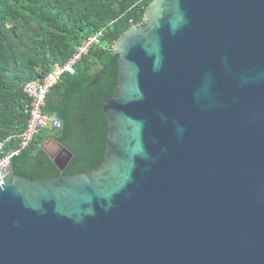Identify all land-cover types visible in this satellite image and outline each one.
Here are the masks:
<instances>
[{"label": "water", "instance_id": "obj_1", "mask_svg": "<svg viewBox=\"0 0 264 264\" xmlns=\"http://www.w3.org/2000/svg\"><path fill=\"white\" fill-rule=\"evenodd\" d=\"M111 52L102 163L0 164V264H264V0H152Z\"/></svg>", "mask_w": 264, "mask_h": 264}, {"label": "trees", "instance_id": "obj_2", "mask_svg": "<svg viewBox=\"0 0 264 264\" xmlns=\"http://www.w3.org/2000/svg\"><path fill=\"white\" fill-rule=\"evenodd\" d=\"M152 0H0V143L25 128L29 99L23 86L42 80L54 64L65 63L98 32L102 38L82 56L73 75H65L45 98L44 114L62 127L41 131L12 159L13 172L29 181L78 175L103 161L107 124L103 106L117 79L115 40L140 24ZM51 140L71 160L60 173L41 146ZM4 144L0 158L16 150Z\"/></svg>", "mask_w": 264, "mask_h": 264}, {"label": "built area", "instance_id": "obj_3", "mask_svg": "<svg viewBox=\"0 0 264 264\" xmlns=\"http://www.w3.org/2000/svg\"><path fill=\"white\" fill-rule=\"evenodd\" d=\"M102 38V33L98 32L87 39L82 46L63 64H54L50 67L42 80L31 81L23 86V93L29 99V105L26 110L25 128L19 134L13 135L0 143V153L3 152L4 144L10 140L15 141L16 150L5 153L0 158V164L6 160L13 159L25 149L32 139L41 131H57L62 127L60 119L54 115L44 114L45 98L49 90L57 84L65 75H73L75 67L79 63L82 56L86 55L87 50L93 45H97Z\"/></svg>", "mask_w": 264, "mask_h": 264}, {"label": "flooded vegetation", "instance_id": "obj_4", "mask_svg": "<svg viewBox=\"0 0 264 264\" xmlns=\"http://www.w3.org/2000/svg\"><path fill=\"white\" fill-rule=\"evenodd\" d=\"M46 142H49L50 144H49V147H48V149H49V154H46V156L48 157V158H59L60 159V161L64 158V154H60V150H59V148L57 147V145H56V143L55 142H53V141H51V140H48V141H46ZM45 142V143H46Z\"/></svg>", "mask_w": 264, "mask_h": 264}, {"label": "rangeland", "instance_id": "obj_5", "mask_svg": "<svg viewBox=\"0 0 264 264\" xmlns=\"http://www.w3.org/2000/svg\"><path fill=\"white\" fill-rule=\"evenodd\" d=\"M49 144H50V143H47V144L44 146V151H45L46 154H49V149H48Z\"/></svg>", "mask_w": 264, "mask_h": 264}, {"label": "crops", "instance_id": "obj_6", "mask_svg": "<svg viewBox=\"0 0 264 264\" xmlns=\"http://www.w3.org/2000/svg\"><path fill=\"white\" fill-rule=\"evenodd\" d=\"M44 153H45V151H44Z\"/></svg>", "mask_w": 264, "mask_h": 264}]
</instances>
